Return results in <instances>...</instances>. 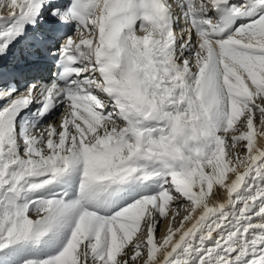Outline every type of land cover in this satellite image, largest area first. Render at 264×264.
Wrapping results in <instances>:
<instances>
[{"label":"snow or ice","instance_id":"1","mask_svg":"<svg viewBox=\"0 0 264 264\" xmlns=\"http://www.w3.org/2000/svg\"><path fill=\"white\" fill-rule=\"evenodd\" d=\"M0 264H264V0H0Z\"/></svg>","mask_w":264,"mask_h":264}]
</instances>
